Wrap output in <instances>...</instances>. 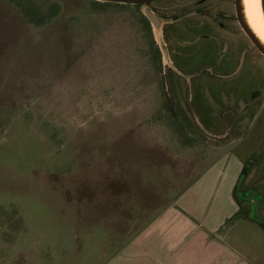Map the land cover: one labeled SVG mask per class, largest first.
<instances>
[{
  "label": "rangeland",
  "instance_id": "374dc122",
  "mask_svg": "<svg viewBox=\"0 0 264 264\" xmlns=\"http://www.w3.org/2000/svg\"><path fill=\"white\" fill-rule=\"evenodd\" d=\"M29 2L52 13L33 22ZM252 51L240 80L183 73L178 108L207 130L181 135L136 7L0 0V264H104L219 155L214 144L254 163L243 185L264 199V55ZM223 88L248 102L231 134Z\"/></svg>",
  "mask_w": 264,
  "mask_h": 264
},
{
  "label": "crops",
  "instance_id": "0c3cea01",
  "mask_svg": "<svg viewBox=\"0 0 264 264\" xmlns=\"http://www.w3.org/2000/svg\"><path fill=\"white\" fill-rule=\"evenodd\" d=\"M253 63L249 55L219 77L240 80L253 72ZM233 102L241 110L248 103ZM226 145L214 144L213 155H219L104 264H264V227L240 215L235 198L245 163L233 153L221 154Z\"/></svg>",
  "mask_w": 264,
  "mask_h": 264
},
{
  "label": "flooded vegetation",
  "instance_id": "af4514ba",
  "mask_svg": "<svg viewBox=\"0 0 264 264\" xmlns=\"http://www.w3.org/2000/svg\"><path fill=\"white\" fill-rule=\"evenodd\" d=\"M148 4L161 18L163 39L168 51V58L164 63L154 27L150 20L149 27L144 23L142 6L138 5L139 23L149 40L151 66L161 73L158 75L159 79H156V84L162 89V102L173 105L176 111L166 112L172 119L176 116L178 120H182L187 133L196 130L198 135H203L202 132L207 129L193 122L185 108L187 103L185 102V107L178 108V105L182 104V94H185V85L189 81L184 80L183 73L191 67H196L211 78H220V72L241 65L252 54V49L258 50L243 26L247 21V13L251 11V5L242 4L241 0H151ZM250 18L253 22L252 15ZM234 57H238L236 63ZM222 91L225 97H228L224 100L225 103H222L225 108L221 112V117L224 116L222 123L227 134H231L241 127L239 123L235 126V119L242 110L233 102V88H223ZM190 121L195 129L191 127ZM208 129L210 132H218L221 126L217 128V125H211ZM252 165L253 162L250 163L248 172ZM243 183L244 180L240 192L244 193L245 203L249 204L246 207L256 214V211L261 209L259 206L264 205L262 192L255 186L245 188ZM260 214H264V211Z\"/></svg>",
  "mask_w": 264,
  "mask_h": 264
},
{
  "label": "trees",
  "instance_id": "16d2710c",
  "mask_svg": "<svg viewBox=\"0 0 264 264\" xmlns=\"http://www.w3.org/2000/svg\"><path fill=\"white\" fill-rule=\"evenodd\" d=\"M262 1H263V9H264V0H262ZM94 2H98V1H94ZM98 3H104V2H98ZM105 3H108V2H105ZM132 6L136 7V9H138V7H139L138 5H132ZM21 7L23 8V11L25 12V14L33 22H39V21L45 20L47 18V16H49L52 13L51 12L49 14H41L38 11V8L35 5H33L31 2L27 3L24 6L21 5ZM142 17L144 18V23L147 25V27H149V23H150L149 22V19L144 14L142 15ZM164 109L166 111L176 112L175 109H174V107H173V105H171V104H165ZM177 121H179V120H177ZM178 124L179 123L177 122L176 127H177L178 132L181 135H183V134L186 133V135L189 136V134L184 130L183 125H179L178 126ZM180 124H181V122H180ZM247 173H248V165L245 164V166L243 168V171H242V174L240 176L239 183L237 184V187L235 189V198H236L237 202L240 205V215L248 216L249 218H251V219L259 222L264 227V222H262L257 217H252L253 212L250 211V210H248V208L245 206L244 197L242 195V192H240V190L242 188L243 179H244V177H246Z\"/></svg>",
  "mask_w": 264,
  "mask_h": 264
},
{
  "label": "water",
  "instance_id": "95a60500",
  "mask_svg": "<svg viewBox=\"0 0 264 264\" xmlns=\"http://www.w3.org/2000/svg\"><path fill=\"white\" fill-rule=\"evenodd\" d=\"M94 1L108 2V3H115V4H124V5H140V6H142V10H143V13L145 14V16H147V18L151 21V23L154 27L155 33L157 35L162 34L161 18L152 10L151 6L148 4L149 1H151V0H94ZM243 26H244L246 33L248 34V36L250 37V39L252 40V42L256 46V48L264 55V42L255 33V31L253 30V28L249 24L248 20L246 21V23H243ZM165 50L167 52L166 46H165ZM225 76L230 77L231 74L225 75ZM259 207H261V209H258L256 211V216L258 219L261 220L264 218V214H260V212L262 210L264 211V205L261 204Z\"/></svg>",
  "mask_w": 264,
  "mask_h": 264
},
{
  "label": "bare ground",
  "instance_id": "6f19581e",
  "mask_svg": "<svg viewBox=\"0 0 264 264\" xmlns=\"http://www.w3.org/2000/svg\"><path fill=\"white\" fill-rule=\"evenodd\" d=\"M252 15L253 22L251 21L250 15ZM264 15L263 1L262 0H252L251 2V11L247 13V20L255 33L260 37L264 42V34L261 33V17Z\"/></svg>",
  "mask_w": 264,
  "mask_h": 264
},
{
  "label": "snow or ice",
  "instance_id": "6c2138e0",
  "mask_svg": "<svg viewBox=\"0 0 264 264\" xmlns=\"http://www.w3.org/2000/svg\"><path fill=\"white\" fill-rule=\"evenodd\" d=\"M251 2H252V0H241L242 4L247 3V4L251 5ZM260 27H261V33L264 34V15H262V17H261Z\"/></svg>",
  "mask_w": 264,
  "mask_h": 264
}]
</instances>
